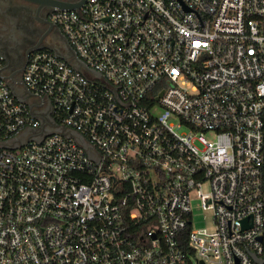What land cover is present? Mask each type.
<instances>
[{"label": "built area", "instance_id": "2783aa9c", "mask_svg": "<svg viewBox=\"0 0 264 264\" xmlns=\"http://www.w3.org/2000/svg\"><path fill=\"white\" fill-rule=\"evenodd\" d=\"M49 20L67 59L0 53V264H264V0Z\"/></svg>", "mask_w": 264, "mask_h": 264}, {"label": "flooded vegetation", "instance_id": "af4514ba", "mask_svg": "<svg viewBox=\"0 0 264 264\" xmlns=\"http://www.w3.org/2000/svg\"><path fill=\"white\" fill-rule=\"evenodd\" d=\"M83 0H0V53L9 72L20 79L27 58L34 47L49 46L63 58L69 53L56 45L65 37L49 20L56 4L73 5ZM85 1V0H84Z\"/></svg>", "mask_w": 264, "mask_h": 264}, {"label": "rangeland", "instance_id": "374dc122", "mask_svg": "<svg viewBox=\"0 0 264 264\" xmlns=\"http://www.w3.org/2000/svg\"><path fill=\"white\" fill-rule=\"evenodd\" d=\"M194 218L193 223L195 227L209 226L211 216L208 211L202 210L199 202H194Z\"/></svg>", "mask_w": 264, "mask_h": 264}, {"label": "water", "instance_id": "95a60500", "mask_svg": "<svg viewBox=\"0 0 264 264\" xmlns=\"http://www.w3.org/2000/svg\"><path fill=\"white\" fill-rule=\"evenodd\" d=\"M84 2V0L83 1H81V2H79V3H77V4H73V5H62V4H56L55 5V7H57L58 9H77V8H79L80 6H81V4ZM47 48H49V49H51V47H49V46H46ZM34 48H38V47H34ZM53 51H55L54 49H52ZM67 59V58H66ZM6 68H7V64H4L3 65V67H2V71H3V73H4V70H6ZM4 69V70H3ZM5 75V77L6 78H8L9 80H13L14 78H15V76L14 75H12V73L11 72H9V73H7V74H4ZM15 90V92L16 93H18V91H17V89H14ZM82 142H83V140H82V138H81V136L80 135H76ZM84 143V142H83ZM257 259V261H258V264H262V261H261V259H258V258H256Z\"/></svg>", "mask_w": 264, "mask_h": 264}, {"label": "crops", "instance_id": "0c3cea01", "mask_svg": "<svg viewBox=\"0 0 264 264\" xmlns=\"http://www.w3.org/2000/svg\"><path fill=\"white\" fill-rule=\"evenodd\" d=\"M62 44H64L62 41H58L56 45H57L58 47L60 46V47H59L60 50H61L62 48H64V50L67 51V52L69 53V56H70V53H71V52H70L69 46L67 45L66 42H65V45H62ZM7 69L9 70V67H8Z\"/></svg>", "mask_w": 264, "mask_h": 264}]
</instances>
